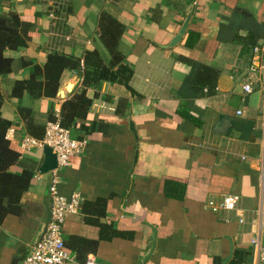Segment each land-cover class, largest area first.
<instances>
[{
    "label": "crops",
    "instance_id": "0c3cea01",
    "mask_svg": "<svg viewBox=\"0 0 264 264\" xmlns=\"http://www.w3.org/2000/svg\"><path fill=\"white\" fill-rule=\"evenodd\" d=\"M22 22L26 45L6 49L11 70L0 76L1 116L11 122L5 137L19 151L10 170H33L15 211L0 220V264H22L49 210V174L35 171L41 149L22 151L28 135L7 97L15 80L46 55L59 51L82 60L99 40L97 18L105 11L122 24L117 50L131 68L126 88L101 80L85 88L90 99L84 120L70 135L85 139L83 150L58 169V191L80 195L74 213L62 223L67 264L90 256L99 264H256L257 238L264 250V188L260 169L264 142V71L249 75L256 36L264 61V0H1ZM180 39L166 46L185 16ZM198 33L192 48L185 33ZM201 65L217 71L214 88L198 90L192 80ZM250 80L252 91L242 83ZM81 87L78 72L63 70L55 96L20 104L42 119ZM237 109L241 114H236ZM80 124L84 129L80 128ZM184 183L181 199L167 197L163 182ZM227 193L238 195L232 209L208 207ZM153 248L147 255L151 242Z\"/></svg>",
    "mask_w": 264,
    "mask_h": 264
},
{
    "label": "trees",
    "instance_id": "16d2710c",
    "mask_svg": "<svg viewBox=\"0 0 264 264\" xmlns=\"http://www.w3.org/2000/svg\"><path fill=\"white\" fill-rule=\"evenodd\" d=\"M1 1V0H0ZM21 20L17 13L8 8L1 10L0 5V76L8 74L11 70V59L4 56L6 49L18 50L26 45L27 37ZM97 31L99 40L108 53V60L104 61L95 49L85 50L82 60L77 57L64 54L59 51L49 52L42 66L32 64L21 58L23 67L30 66L31 71L26 78L15 80L7 97L17 100L16 111L22 119L26 133L34 138H40L43 134L45 122L54 119L53 110L45 117L38 119L33 116L32 108L20 104L23 96L31 99L40 96H55L59 85V77L63 70L78 72L81 77V87L69 98L62 101L58 112L59 124L71 129L76 121L85 118L90 99L85 95V88L93 86L101 80L117 82L130 89L128 80L131 76V68L123 62L122 55L117 50L118 38L122 31V24L105 11L98 15ZM198 38V33L188 29L185 33L183 45L192 48ZM241 45L250 48L256 43V36L249 32L239 39ZM217 71L208 65H201L196 71L192 83L198 90L206 88L210 92L214 88ZM131 90V89H130ZM3 96L0 92V220L7 213L15 211L20 196L29 185V180L33 175L32 169L24 168L19 172L10 170L18 158L19 151L9 147V142L5 137L7 128L11 122L1 116V106ZM80 128L84 129L82 124ZM184 183L165 179L163 182V193L167 197L181 199L184 194ZM79 260L84 261L85 257L77 255Z\"/></svg>",
    "mask_w": 264,
    "mask_h": 264
},
{
    "label": "built area",
    "instance_id": "2783aa9c",
    "mask_svg": "<svg viewBox=\"0 0 264 264\" xmlns=\"http://www.w3.org/2000/svg\"><path fill=\"white\" fill-rule=\"evenodd\" d=\"M261 46L255 44L251 47L247 73L256 75L264 71V61L261 62ZM244 93L252 91L251 81L247 80L241 85ZM236 114H241L237 109ZM54 119L47 120L44 125L43 134L40 138L24 135L19 141V148L22 151L41 149L43 146L50 148L55 157V167L47 171L49 174L47 195L49 200V210L45 228L39 236H36L30 250L22 260V264H67L73 257L66 251L62 238V223L67 213L77 211L80 204L78 192H72L68 197L63 196L58 191V169L68 163L70 156L79 154L84 146L85 139L74 138L70 135L68 128L59 124L58 112H53ZM6 133V132H5ZM261 185L264 188V142L262 153V166L260 169ZM238 200V195L234 193L224 194L218 203L208 201V207L214 211L216 209H232ZM251 243L257 247L256 264H264V250L259 247L257 238H253ZM82 264H99L92 257L87 256Z\"/></svg>",
    "mask_w": 264,
    "mask_h": 264
},
{
    "label": "water",
    "instance_id": "95a60500",
    "mask_svg": "<svg viewBox=\"0 0 264 264\" xmlns=\"http://www.w3.org/2000/svg\"><path fill=\"white\" fill-rule=\"evenodd\" d=\"M188 18H189V14H187L185 16V18L182 21L177 32L173 35V37L170 39V41L168 42V44L166 46H171V45L175 44L180 39L181 35L183 34V32L185 30ZM54 167H55L54 154L51 152L49 147L43 146L41 148V153H40V155L37 159V162H36L35 171L40 172V173H46L47 171H49L50 169H52ZM46 222H47V217H46V220L44 221V223L42 224V227L40 228V231L38 232L37 236H39V234H41L43 232L45 225H46ZM153 245H154V241L151 242L148 253H147V255H145L142 258V261H145V259L149 256V254L153 248Z\"/></svg>",
    "mask_w": 264,
    "mask_h": 264
}]
</instances>
